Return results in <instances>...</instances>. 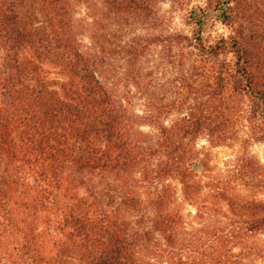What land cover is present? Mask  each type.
<instances>
[{
	"label": "trees",
	"instance_id": "16d2710c",
	"mask_svg": "<svg viewBox=\"0 0 264 264\" xmlns=\"http://www.w3.org/2000/svg\"><path fill=\"white\" fill-rule=\"evenodd\" d=\"M153 8L133 0H33L29 7L0 0V173L14 163L20 193L58 216L53 228L82 242L90 264H250L264 258V193L227 198L220 182L202 192L185 163L198 152L180 132L193 136L213 111L185 97L178 107L188 111L164 124L160 114L174 102H162L152 69L167 60L175 35L152 30ZM202 23L179 37L200 56H218L227 40L206 44ZM230 42L250 112L264 111L244 44L238 36ZM134 85L142 112L134 110ZM15 183L0 180V218L23 231L25 217L10 206ZM79 187L80 200L72 195ZM192 202L194 213L185 207Z\"/></svg>",
	"mask_w": 264,
	"mask_h": 264
},
{
	"label": "rangeland",
	"instance_id": "374dc122",
	"mask_svg": "<svg viewBox=\"0 0 264 264\" xmlns=\"http://www.w3.org/2000/svg\"><path fill=\"white\" fill-rule=\"evenodd\" d=\"M20 1L28 7L33 4V0ZM133 1L154 7V32L167 36L169 30L175 35L170 38L174 46L165 51L167 60L152 69L153 81L161 88L157 92L165 96L162 102H174L173 108L166 109H169L168 113L160 114L164 124H171L188 111L178 107L185 97L190 101L197 97L202 105L206 104L207 109L213 111L204 126L194 129L193 136H183V131L180 132L193 154L198 152L191 157L186 154L185 163L190 164L201 178L202 192H213L214 184L220 182L226 186L223 191L227 198L230 195L247 200L263 198L264 111L259 107L250 112L251 98L242 91L246 80L237 73L230 41L232 36L241 39L248 54L249 68L264 89V0ZM199 18L203 22L202 35L206 44L215 45L223 38L227 40L226 49L218 56H200L197 49L179 37L192 36L199 29L200 25L196 24ZM191 52H195L194 58ZM155 59L158 61L159 57ZM183 80L188 82L190 89L181 91ZM131 90L134 110L142 112L145 108L143 100L135 98L139 95L136 86ZM200 109L196 112H201ZM143 129L156 132L153 125L143 126ZM15 171L14 163L3 165L0 180L8 184L12 180L16 182L14 187L19 191L11 192L14 198L10 206L13 216L25 217V225L21 226L25 232L9 225L5 217L0 218V264H90L82 242L66 238L53 228L58 216L43 210L34 197L20 193L22 188L17 183ZM72 195L80 200L86 193L79 187ZM60 200L68 203V199ZM203 200L204 204L209 203V198ZM219 202L218 208L222 214H227V203ZM185 207L194 213L198 206L192 202L186 203ZM220 217L227 221L226 217ZM8 218L12 219L10 215ZM245 261L249 264V260ZM250 264H264V258L250 259Z\"/></svg>",
	"mask_w": 264,
	"mask_h": 264
}]
</instances>
